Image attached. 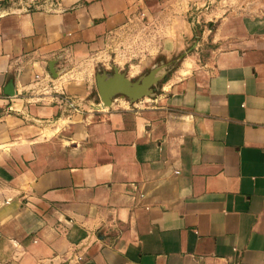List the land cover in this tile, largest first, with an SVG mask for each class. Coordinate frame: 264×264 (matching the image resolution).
I'll use <instances>...</instances> for the list:
<instances>
[{
	"label": "crops",
	"instance_id": "crops-1",
	"mask_svg": "<svg viewBox=\"0 0 264 264\" xmlns=\"http://www.w3.org/2000/svg\"><path fill=\"white\" fill-rule=\"evenodd\" d=\"M142 18L210 58L99 108L91 62ZM0 264H264V0H0Z\"/></svg>",
	"mask_w": 264,
	"mask_h": 264
},
{
	"label": "rangeland",
	"instance_id": "rangeland-1",
	"mask_svg": "<svg viewBox=\"0 0 264 264\" xmlns=\"http://www.w3.org/2000/svg\"><path fill=\"white\" fill-rule=\"evenodd\" d=\"M200 24L193 23L194 37L187 43V47L176 54L171 55L166 51H163L158 47L155 53H151V50L147 49V41L153 39H161V37H154V34L148 29V19H140L130 32L125 34H117L111 38L108 42L107 49L103 50L101 54H97L91 62V71L94 81L96 92H92L94 100L98 102L97 105H102L100 96L97 92L96 80L97 78L110 79L115 75H119L124 78L127 83L140 85L141 81L146 77H156V81L150 86L151 91L144 95L141 99L152 98L159 95L161 92L162 83L173 78L176 71L182 67L183 58L186 54L191 55L193 53L198 57L197 65L207 62L210 58V54L213 51V46L210 43V39L204 40L201 43L199 36L201 31L199 29ZM200 41V45L195 44ZM120 98L131 102L127 97L121 94H114L111 98V102ZM73 102L78 106L80 110L79 102L72 98ZM140 100V99H139ZM67 113H73L77 111L67 110L65 104L61 103ZM99 108H103L100 106Z\"/></svg>",
	"mask_w": 264,
	"mask_h": 264
},
{
	"label": "water",
	"instance_id": "water-1",
	"mask_svg": "<svg viewBox=\"0 0 264 264\" xmlns=\"http://www.w3.org/2000/svg\"><path fill=\"white\" fill-rule=\"evenodd\" d=\"M150 76L144 78L140 85H130L119 75H115L110 79L97 78L96 87L102 102L101 106L103 108L109 106L111 103V98L114 94H121L127 97L131 102L141 99L148 92H151L150 86L156 81V77L151 78ZM5 94L7 96H11L13 94L10 86H8V90L5 92Z\"/></svg>",
	"mask_w": 264,
	"mask_h": 264
},
{
	"label": "built area",
	"instance_id": "built-area-1",
	"mask_svg": "<svg viewBox=\"0 0 264 264\" xmlns=\"http://www.w3.org/2000/svg\"><path fill=\"white\" fill-rule=\"evenodd\" d=\"M36 85L40 90H49L51 87H48L46 84H41V80L37 79L36 80ZM54 88V87H52ZM60 102L65 104L67 110L69 111H77L78 106L73 102V99L70 97L65 96L64 94H60Z\"/></svg>",
	"mask_w": 264,
	"mask_h": 264
}]
</instances>
